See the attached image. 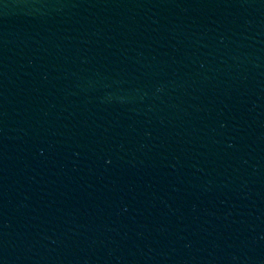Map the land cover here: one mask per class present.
<instances>
[{
    "label": "water",
    "instance_id": "1",
    "mask_svg": "<svg viewBox=\"0 0 264 264\" xmlns=\"http://www.w3.org/2000/svg\"><path fill=\"white\" fill-rule=\"evenodd\" d=\"M0 264H264V0H0Z\"/></svg>",
    "mask_w": 264,
    "mask_h": 264
}]
</instances>
